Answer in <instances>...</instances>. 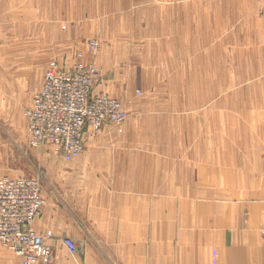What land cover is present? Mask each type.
<instances>
[{
  "label": "rangeland",
  "instance_id": "374dc122",
  "mask_svg": "<svg viewBox=\"0 0 264 264\" xmlns=\"http://www.w3.org/2000/svg\"><path fill=\"white\" fill-rule=\"evenodd\" d=\"M260 4L0 0V170L39 175L102 264H264ZM78 63L126 121L67 161L30 144L25 112L49 69Z\"/></svg>",
  "mask_w": 264,
  "mask_h": 264
},
{
  "label": "built area",
  "instance_id": "2783aa9c",
  "mask_svg": "<svg viewBox=\"0 0 264 264\" xmlns=\"http://www.w3.org/2000/svg\"><path fill=\"white\" fill-rule=\"evenodd\" d=\"M260 2L264 15V0ZM91 48L96 46L91 44ZM97 74V68L80 63L72 70L53 67L47 71L40 91L25 112L33 147L55 146L69 161L81 154L88 132L126 121V112L117 99L94 92ZM43 203L39 175L0 178V244L21 264L51 263V246L32 228ZM63 245L70 254L78 252L71 238L64 237Z\"/></svg>",
  "mask_w": 264,
  "mask_h": 264
},
{
  "label": "crops",
  "instance_id": "0c3cea01",
  "mask_svg": "<svg viewBox=\"0 0 264 264\" xmlns=\"http://www.w3.org/2000/svg\"><path fill=\"white\" fill-rule=\"evenodd\" d=\"M19 165L21 166V160H19ZM21 173V168L11 171H5V169H3V171L0 170V178H17L22 176L29 177V175H23ZM42 197L44 203L41 208L40 215L34 221L32 228L37 234L43 236L46 243L51 246L53 250L52 264H102L100 260H97L92 254L84 253L81 255V250L80 252L78 251L74 254H70L67 251L63 245L64 237L73 239L76 242V246L77 243H81V240L79 239V232L75 228L74 221L67 214L62 212L57 204H54L55 202H53V198L45 194L43 191ZM48 234L50 235L47 236ZM81 245L84 248H90L89 244ZM2 249L6 251L5 247L0 244V264H20V259L18 257L14 254H10L8 251H6L8 254H5ZM65 252L71 256L77 255L79 257L77 259L69 258L67 260H63L61 259V255ZM170 262L172 263V260H170ZM197 262L195 264H198ZM199 262L200 264H204L203 256Z\"/></svg>",
  "mask_w": 264,
  "mask_h": 264
},
{
  "label": "bare ground",
  "instance_id": "6f19581e",
  "mask_svg": "<svg viewBox=\"0 0 264 264\" xmlns=\"http://www.w3.org/2000/svg\"><path fill=\"white\" fill-rule=\"evenodd\" d=\"M201 87V86H200ZM246 102H247V100H246ZM216 103V102H215ZM260 106V105H259ZM257 107V106H256ZM263 111V110H262ZM242 117H243V115H242ZM250 123V122H249ZM239 129V128H238ZM264 131V130H263ZM215 133V132H214ZM264 134V133H263ZM231 154V153H230ZM251 168V167H250ZM213 172V171H212ZM215 173V172H214ZM217 173V172H216ZM203 180V179H202ZM196 181V180H195ZM169 183V182H168ZM196 183V182H195ZM196 185V184H195ZM153 187V186H152ZM154 188V187H153ZM153 188H151L152 190H153ZM151 189H150V192H151ZM176 190V189H175ZM181 190H183V188H181ZM162 191V190H161ZM170 191V190H169ZM183 194V193H182ZM162 195V194H161ZM175 195H176V193H175ZM194 195V194H193ZM154 196V195H153ZM167 196V195H166ZM160 197V196H159ZM152 198V197H151ZM161 198V197H160ZM176 201V200H175ZM194 201V200H193ZM200 204V203H199ZM168 205H169V201H168ZM180 206H181V204H180ZM202 206V205H201ZM168 207V206H167ZM169 208V207H168ZM167 208V209H168ZM176 208V207H175ZM199 208H200V205H199ZM200 209H202V208H200ZM207 210V209H206ZM199 211H202V210H199ZM170 216V215H169ZM195 217V216H194ZM198 218V217H197ZM172 219V218H171ZM190 220V219H189ZM207 221V220H206ZM173 222V221H172ZM197 222H198V220H197ZM166 223V222H165ZM170 223H171V221H170ZM198 224V223H197ZM188 229V228H187ZM189 230V229H188ZM195 236V235H194ZM193 239V238H192ZM200 249V248H199Z\"/></svg>",
  "mask_w": 264,
  "mask_h": 264
},
{
  "label": "water",
  "instance_id": "95a60500",
  "mask_svg": "<svg viewBox=\"0 0 264 264\" xmlns=\"http://www.w3.org/2000/svg\"><path fill=\"white\" fill-rule=\"evenodd\" d=\"M52 260H53V251H52V258H51V262H52Z\"/></svg>",
  "mask_w": 264,
  "mask_h": 264
}]
</instances>
